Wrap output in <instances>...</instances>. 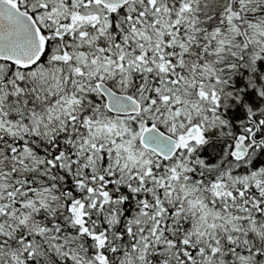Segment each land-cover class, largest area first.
Listing matches in <instances>:
<instances>
[{
  "label": "snow or ice",
  "instance_id": "obj_1",
  "mask_svg": "<svg viewBox=\"0 0 264 264\" xmlns=\"http://www.w3.org/2000/svg\"><path fill=\"white\" fill-rule=\"evenodd\" d=\"M0 264H264V0H0Z\"/></svg>",
  "mask_w": 264,
  "mask_h": 264
}]
</instances>
